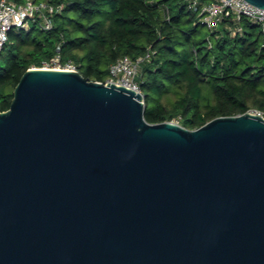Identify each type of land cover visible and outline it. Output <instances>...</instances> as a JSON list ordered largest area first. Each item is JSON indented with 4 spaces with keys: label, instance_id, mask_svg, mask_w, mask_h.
I'll use <instances>...</instances> for the list:
<instances>
[{
    "label": "water",
    "instance_id": "obj_1",
    "mask_svg": "<svg viewBox=\"0 0 264 264\" xmlns=\"http://www.w3.org/2000/svg\"><path fill=\"white\" fill-rule=\"evenodd\" d=\"M13 94L0 264H264L263 115L150 123L143 93L55 68Z\"/></svg>",
    "mask_w": 264,
    "mask_h": 264
},
{
    "label": "trees",
    "instance_id": "obj_2",
    "mask_svg": "<svg viewBox=\"0 0 264 264\" xmlns=\"http://www.w3.org/2000/svg\"><path fill=\"white\" fill-rule=\"evenodd\" d=\"M43 1L62 6L52 29L12 28L0 53V111L9 109L23 73L60 47L63 61L101 82L118 59L149 53L139 82L150 123L178 119L195 129L219 116L264 112V29L248 18L210 31L188 0ZM237 25L242 33L233 32Z\"/></svg>",
    "mask_w": 264,
    "mask_h": 264
},
{
    "label": "built area",
    "instance_id": "obj_3",
    "mask_svg": "<svg viewBox=\"0 0 264 264\" xmlns=\"http://www.w3.org/2000/svg\"><path fill=\"white\" fill-rule=\"evenodd\" d=\"M188 6L198 14L200 22L210 31L218 29L225 19L239 22L243 17L264 29V8L247 0H188ZM61 9L62 6L43 0H0V53L9 41V32L12 28L28 29L30 20H33L42 29L50 30L53 27L54 14ZM233 32L242 33L243 26L237 25ZM148 57L149 53L137 59L128 56L118 59L110 65L105 83L114 82L143 93L137 77L140 65ZM41 67L79 71L72 60H62L60 47L53 57L43 61ZM251 111L264 116L262 111Z\"/></svg>",
    "mask_w": 264,
    "mask_h": 264
},
{
    "label": "rangeland",
    "instance_id": "obj_4",
    "mask_svg": "<svg viewBox=\"0 0 264 264\" xmlns=\"http://www.w3.org/2000/svg\"><path fill=\"white\" fill-rule=\"evenodd\" d=\"M34 23H36V22H34L33 20H30V26H32V25H34ZM38 25V24H37ZM207 28V27H206ZM14 29L15 30H18V27H14ZM208 29V28H207ZM4 62H3V59L2 58H0V64H3ZM34 67V66H33ZM137 79L139 80V75H138V77H137ZM140 81V80H139ZM174 122H176V123H179V120L178 119H175V120H173Z\"/></svg>",
    "mask_w": 264,
    "mask_h": 264
}]
</instances>
